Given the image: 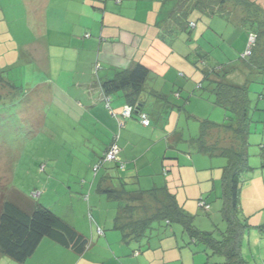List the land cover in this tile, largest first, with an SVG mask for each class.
Instances as JSON below:
<instances>
[{
    "label": "crops",
    "instance_id": "0c3cea01",
    "mask_svg": "<svg viewBox=\"0 0 264 264\" xmlns=\"http://www.w3.org/2000/svg\"><path fill=\"white\" fill-rule=\"evenodd\" d=\"M28 1L41 13L47 11L44 19L36 17V38L27 42L34 49L29 55L36 59V86L39 91L36 102L46 100L51 106L55 104L68 114L66 117L71 121L82 124L86 137L94 133L93 136L101 138L98 145L102 155L116 140L121 148L120 158L126 165L125 172L135 178L139 187L149 188L167 181L175 190L177 199H181L179 184L174 181L172 186V180L166 179L170 176V168L164 165L162 157L168 154V141L184 117L185 107L182 109L180 106L187 104L191 97L192 100L197 98L194 93L200 88V83L195 86L193 80L199 79V75L194 73L197 67L189 61L190 54L195 51L198 61L203 59V54L210 53L215 66L213 69L225 70L227 81L246 86L250 101V92L258 91L255 108L250 112L253 121L259 120L264 130V0H224L223 3H218L219 0ZM40 20L45 21L47 33L44 27L41 32ZM257 25L260 26L261 40L256 59L242 63L238 58L247 48L249 31ZM49 31H52L50 36ZM54 38L64 42L57 43ZM205 38L207 45L202 46ZM50 45L63 50L60 57L65 66L59 70L57 81L49 78L40 80L44 73L49 76L52 69ZM135 63H141L151 71L140 104V111L148 114L151 125H143L135 113L120 127L128 101L122 92L106 95L102 83ZM207 71L210 70L203 68L204 74ZM63 81H67L66 84ZM204 92L209 97L201 99L218 107L215 95ZM185 93H190L186 103L182 98ZM209 114L207 111H193L187 112L186 116L200 121L211 117ZM89 153L96 154L94 149ZM170 165L174 169L175 161ZM109 174L107 172L105 176ZM171 176L175 179L180 175L172 172ZM95 181L91 184L87 201H99L105 207L94 211L99 221L97 229L101 227L103 234L98 233L99 238L95 242L93 232V242H89L82 256L91 254L94 264H135L129 258L128 263L122 260L131 253L140 257V252L134 250L129 253L121 230L114 227L113 219L118 208L116 201L106 197L105 202L104 197L95 195ZM101 182L104 186L119 185L109 178ZM104 215L105 221L101 219ZM53 243L46 238L42 240L31 256L34 258L36 255V264H52L49 252L39 253L42 246L47 245L45 249L53 255L63 252L59 249L63 247Z\"/></svg>",
    "mask_w": 264,
    "mask_h": 264
},
{
    "label": "rangeland",
    "instance_id": "374dc122",
    "mask_svg": "<svg viewBox=\"0 0 264 264\" xmlns=\"http://www.w3.org/2000/svg\"><path fill=\"white\" fill-rule=\"evenodd\" d=\"M45 13L47 11L41 13L34 9L28 0H0V190L6 193L8 199L16 196L18 191L32 203L48 207L73 224L89 242H93L91 236L94 232L96 242L99 238V221L94 211L104 210L105 207L99 201L86 199L94 180L93 193L104 197L105 202L106 196L97 193L96 187L100 181H104L107 172L116 177L113 178L115 183L125 181L128 189L139 186L135 178L120 168L117 162H105L95 178L94 166L104 157L98 145L102 139L93 136L94 133L86 137L82 124L71 121L66 117L68 114L55 104L51 106L46 100L36 102L39 93L36 86V59L29 55L34 49L27 42L36 38V17L44 19ZM69 13L72 15V11ZM40 23L42 32L46 23L44 20H40ZM51 32H48L49 36ZM54 39L57 43L64 42ZM203 45H207L206 38L202 41ZM62 52V49L50 45L52 69L49 76L44 73L40 80L49 78L57 81L59 70L65 66L60 57ZM196 52L189 57L190 63L197 67L194 73L199 75V79L193 80L195 86L204 80L203 68L211 71L215 67L210 53L203 54V59L198 61ZM238 61L244 63L241 58ZM189 94L182 95L185 103ZM194 94L196 100L191 97L187 104H183L184 117L177 127L179 135L173 133L170 138L172 146L167 145L168 154L166 159L162 157V161L170 168V176L166 179L172 180V186L174 181L179 184L177 188L180 189L181 199L178 198V202L193 215L195 225L204 231L216 229L219 232L220 228L226 227L221 208L222 175L228 164L227 158L201 152L197 144L192 143L190 138H196L199 134L200 121L193 117L187 119L186 114L207 111L211 117L204 118L223 124L231 121L233 113L202 100L209 96L200 88ZM250 97L251 110L255 108L258 91H251ZM91 149L96 154H90ZM247 153V163L251 169L241 173L239 217L250 227L244 232L242 254L249 264H264V130L259 120L251 123ZM171 161H175L174 169L170 165ZM177 171L180 176H176L175 180L171 175L172 172L178 174ZM201 195L211 205L208 211L199 205ZM115 205L118 207L120 202H115ZM101 219L105 221L106 216ZM46 240L52 241L49 238ZM189 242L190 238L180 223L168 225L163 220L155 224L140 242L124 243L130 249L129 253L138 250L140 257L131 253V256L122 260L127 262L129 258L135 264H224L223 256L212 254L204 244L191 243L188 246ZM45 248L48 246H42L39 253L49 252L52 264H94L91 254L83 258L72 250L59 248L63 252L53 255ZM0 264H36V255L21 263L1 254Z\"/></svg>",
    "mask_w": 264,
    "mask_h": 264
},
{
    "label": "trees",
    "instance_id": "16d2710c",
    "mask_svg": "<svg viewBox=\"0 0 264 264\" xmlns=\"http://www.w3.org/2000/svg\"><path fill=\"white\" fill-rule=\"evenodd\" d=\"M223 1L219 0L218 3H223ZM212 13L214 14V11ZM259 27L257 25V28L254 27L249 31V34H256L257 40L252 47L251 55L242 57V53L240 56L241 60L246 63H251L256 59L261 40ZM220 69L207 71L203 82L198 86L215 95L216 105L232 112L233 118L230 122L223 124L203 118L200 120L199 134L196 138L191 137L190 139L192 143L197 144L201 152L227 158L228 164L222 175L223 205L221 208L222 219L226 223L225 229H220L219 232L216 229L211 231L199 229L194 223L195 218L179 204L175 190L169 186L167 181H164L162 185L149 188L137 187L132 190L125 186L123 180H119L118 186H104L100 181L97 186L98 192L113 201L120 202L113 221L114 227L121 230L124 242H140L148 236L155 224L163 220L168 225L178 222L190 238L188 246L191 243L204 244L212 254L223 256L224 264H249L242 254V242L245 229L250 225L240 219L239 209L241 173L251 169L247 163L248 138L253 121L250 112V98L246 86L227 81V72ZM150 72L145 65L135 63L127 69L116 72L112 79L102 83V90L106 95L122 92L128 101V107L132 108L130 116H124L122 113L120 127L124 125V120L135 113L138 114L143 125L145 124L141 119L142 114L149 118L148 114L140 111V104L141 94ZM7 84L10 82L7 81ZM180 108L184 109V105ZM149 125H151L150 118L149 124L145 126ZM174 135L178 136L179 132L175 131ZM113 144H117L116 140L109 148ZM167 145L172 146L170 139ZM120 153L121 148L119 156ZM166 157L164 155L163 159ZM108 162H117L118 166L123 169L126 166L121 158ZM94 172L97 174L98 170ZM164 172L166 174L167 170L164 169ZM103 178L113 180L116 177L109 174L108 177ZM86 199L88 200V197ZM202 201L210 205L203 196L198 202ZM200 207L208 211L204 206ZM98 233L103 234L101 227H98ZM44 238H49L55 244L79 255L84 254L89 244L85 235L48 207L32 203L18 191H16V196L8 199L6 193L0 190V255L23 263L34 254Z\"/></svg>",
    "mask_w": 264,
    "mask_h": 264
},
{
    "label": "built area",
    "instance_id": "2783aa9c",
    "mask_svg": "<svg viewBox=\"0 0 264 264\" xmlns=\"http://www.w3.org/2000/svg\"><path fill=\"white\" fill-rule=\"evenodd\" d=\"M193 25H194V23H193ZM256 40H257L256 34L250 33L249 38H248V45H247V48L245 49V51L243 52L242 57H246V56L251 55L252 47L256 43ZM131 111H132V108L127 107L123 111L124 116H130ZM141 119L145 125L149 124V118L147 117V115L142 114ZM119 152H120L119 146L117 144H113L107 150V152L105 153L104 157L100 160V162L94 166V170L95 171L99 170V167L101 166L100 164H104L105 162H108V161L119 160V158H120ZM199 204H200V206H204V208L206 210H209L211 208V206L209 204H206L204 201L200 202ZM99 231L101 232V229H99Z\"/></svg>",
    "mask_w": 264,
    "mask_h": 264
}]
</instances>
